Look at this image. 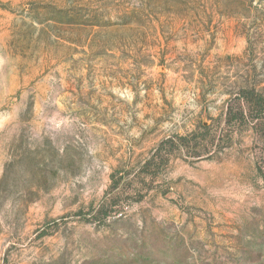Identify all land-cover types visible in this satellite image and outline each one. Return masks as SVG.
Returning <instances> with one entry per match:
<instances>
[{
  "label": "rangeland",
  "instance_id": "1",
  "mask_svg": "<svg viewBox=\"0 0 264 264\" xmlns=\"http://www.w3.org/2000/svg\"><path fill=\"white\" fill-rule=\"evenodd\" d=\"M0 264H264V0H0Z\"/></svg>",
  "mask_w": 264,
  "mask_h": 264
}]
</instances>
